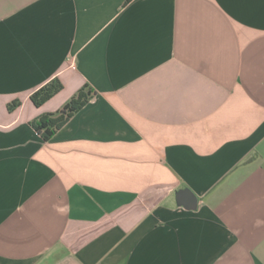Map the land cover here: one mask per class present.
I'll return each instance as SVG.
<instances>
[{
    "label": "crops",
    "instance_id": "crops-1",
    "mask_svg": "<svg viewBox=\"0 0 264 264\" xmlns=\"http://www.w3.org/2000/svg\"><path fill=\"white\" fill-rule=\"evenodd\" d=\"M0 264H264V0H0Z\"/></svg>",
    "mask_w": 264,
    "mask_h": 264
},
{
    "label": "trees",
    "instance_id": "trees-1",
    "mask_svg": "<svg viewBox=\"0 0 264 264\" xmlns=\"http://www.w3.org/2000/svg\"><path fill=\"white\" fill-rule=\"evenodd\" d=\"M64 88L60 79L55 78L35 91L31 96L32 103L41 108ZM96 92L89 85L82 87L71 99L57 112L45 113L32 122L36 132L45 142L50 141L75 114L84 109L95 97ZM20 101L8 105L10 112L20 106Z\"/></svg>",
    "mask_w": 264,
    "mask_h": 264
},
{
    "label": "water",
    "instance_id": "water-1",
    "mask_svg": "<svg viewBox=\"0 0 264 264\" xmlns=\"http://www.w3.org/2000/svg\"><path fill=\"white\" fill-rule=\"evenodd\" d=\"M187 192H190V191H188V190L187 191L186 190L181 191L179 193V197L185 195L183 197H185V201L187 202V204L189 203V205L191 206V208H195L196 205H197V197L194 194H192L191 192H190L191 194L188 195Z\"/></svg>",
    "mask_w": 264,
    "mask_h": 264
}]
</instances>
